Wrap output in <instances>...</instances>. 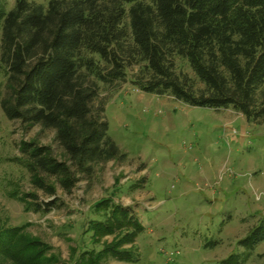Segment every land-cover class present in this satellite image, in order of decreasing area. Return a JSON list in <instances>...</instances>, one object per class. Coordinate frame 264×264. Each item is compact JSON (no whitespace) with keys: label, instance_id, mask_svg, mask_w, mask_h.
Returning a JSON list of instances; mask_svg holds the SVG:
<instances>
[{"label":"trees","instance_id":"16d2710c","mask_svg":"<svg viewBox=\"0 0 264 264\" xmlns=\"http://www.w3.org/2000/svg\"><path fill=\"white\" fill-rule=\"evenodd\" d=\"M176 60L192 74L177 70ZM0 66L5 93L0 110L24 128L52 130L63 160L33 142L19 144V162L37 190L66 194L97 166L123 158L107 134L100 86L127 80L141 93L169 96L190 107L231 109L247 123L264 122V0H14L0 4ZM97 105L94 112V107ZM94 112V113H93ZM51 180L54 184H50ZM58 209L56 199L33 204ZM110 199L96 202L103 221L90 222L91 242L113 236L99 251L80 250L73 264H101L106 256L133 262L142 231ZM264 241V219L240 241L248 252ZM50 248L23 234L0 230L8 264H55ZM221 264H241L231 255Z\"/></svg>","mask_w":264,"mask_h":264},{"label":"rangeland","instance_id":"374dc122","mask_svg":"<svg viewBox=\"0 0 264 264\" xmlns=\"http://www.w3.org/2000/svg\"><path fill=\"white\" fill-rule=\"evenodd\" d=\"M45 0H35L43 3ZM14 0H0L5 10ZM177 70L192 77L176 60ZM127 80L100 86L107 134L123 158L79 177L69 194L37 190L19 162V144L46 146L63 160L52 130L24 128L0 110V230L22 228L47 245L55 264H73L80 250L99 252L113 236L91 242L90 222L103 221L95 204L110 199L141 225L130 249L133 262L106 256L101 264H221L236 255L241 264H264V241L252 251L240 245L264 219V122L250 124L231 109L190 107L169 96L139 92ZM6 75L0 66V99ZM97 105L94 107V112ZM93 112V113H94ZM50 184H54L48 180ZM56 199L58 209L27 207ZM74 251V254L72 255ZM0 264H8L2 261Z\"/></svg>","mask_w":264,"mask_h":264}]
</instances>
